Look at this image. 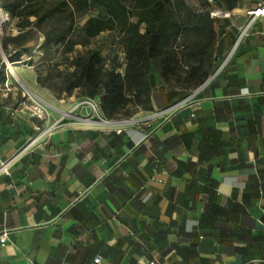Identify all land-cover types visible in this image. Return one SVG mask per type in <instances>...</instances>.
<instances>
[{
	"label": "crops",
	"instance_id": "0c3cea01",
	"mask_svg": "<svg viewBox=\"0 0 264 264\" xmlns=\"http://www.w3.org/2000/svg\"><path fill=\"white\" fill-rule=\"evenodd\" d=\"M263 2L221 9L217 63L234 52L183 106L149 124L67 121L0 174V264H264V15L234 46ZM150 80L151 111L188 97ZM23 98L0 96V161L34 134Z\"/></svg>",
	"mask_w": 264,
	"mask_h": 264
},
{
	"label": "trees",
	"instance_id": "16d2710c",
	"mask_svg": "<svg viewBox=\"0 0 264 264\" xmlns=\"http://www.w3.org/2000/svg\"><path fill=\"white\" fill-rule=\"evenodd\" d=\"M198 1L200 7L188 0H0L18 29L16 35L2 40V47L7 52L10 45L18 48L33 33H41L43 48L53 46L62 55L74 54L69 70L60 74L65 92L79 89L86 97L99 96L106 118L131 117L140 109L153 110V65L163 82L183 97L217 67L213 7L208 0ZM241 1L215 0L217 8L229 11ZM92 10L97 14L88 15ZM108 31L117 34L123 47V64L116 58L111 63L99 47L90 46ZM79 46L85 51L76 53ZM26 57L17 51L12 60Z\"/></svg>",
	"mask_w": 264,
	"mask_h": 264
},
{
	"label": "built area",
	"instance_id": "2783aa9c",
	"mask_svg": "<svg viewBox=\"0 0 264 264\" xmlns=\"http://www.w3.org/2000/svg\"><path fill=\"white\" fill-rule=\"evenodd\" d=\"M229 12L223 11L219 8H214L211 11V16L217 18L223 15H229ZM248 21L244 26L240 28V33L235 41V47L240 43L243 37L246 35L248 29L260 16L264 15V2L249 11ZM13 20L10 14L0 6V96L8 95L15 89L14 80L18 82L22 88L23 99L20 101L17 107L13 110L14 112H25L30 117L36 119L34 125V134L30 137L25 145H23L16 153H14L8 159L0 161V174L10 173L13 164L30 151L33 146L44 141L48 136H50L53 131L62 127L67 121L77 120L86 124L91 125H104L108 127L116 126L119 124H149L153 120L168 115L172 113L179 107L183 106L189 99L194 98L198 91L205 86L208 82L213 80L225 67V65L230 60L233 50L228 53V55L222 59L218 64L213 73L208 77V79L197 89H195L188 97L178 103L173 105L151 111L146 115H134L131 117L109 119L106 118L101 110L100 104L93 98L85 97L77 102L68 111L61 110L56 106L49 103L44 97L39 93L35 92L31 88H25L21 83L16 70L15 64L22 63L24 65H29L32 60L31 56H28L21 61H10L8 55L2 47V35L4 33V26L10 25ZM82 109H87L88 112L85 114L79 113ZM54 114H58V118L54 119ZM158 181L162 182L161 179ZM9 242L8 232L4 230L0 233V244L6 245ZM94 262L100 263L99 257H96ZM151 264H157V261H151Z\"/></svg>",
	"mask_w": 264,
	"mask_h": 264
},
{
	"label": "rangeland",
	"instance_id": "374dc122",
	"mask_svg": "<svg viewBox=\"0 0 264 264\" xmlns=\"http://www.w3.org/2000/svg\"><path fill=\"white\" fill-rule=\"evenodd\" d=\"M188 2L193 7H200L198 0H188ZM208 2L212 5L213 9L217 8L218 5L216 4L215 0H208ZM91 14L96 15L97 11L92 10L88 15ZM87 16L81 18L79 22H84ZM17 33L18 29L15 26V23L5 25L1 40H3L5 37L16 35ZM43 42L44 36L39 32H35L24 45L19 46L18 48L14 45H10L8 51L5 53L8 55L10 61H13L12 56L15 55L17 51H19L22 57L30 55L32 60L30 61L29 65H24L22 63H17L14 65L19 78L23 80L26 85L29 86V88L41 94L52 105L61 110L62 108L69 109L82 98L86 97V95H84L79 89L73 90L71 93L65 92V84L62 80V77L60 76L61 73H66L69 70L74 54L62 55L56 51L55 47L53 46L49 48H43ZM177 42L180 43L181 39ZM90 46L99 47L105 57H107L111 63H113L114 58H116L118 63H124L123 47L118 43L117 34L115 32H104L100 34L92 41ZM84 51L85 48L79 46L76 53ZM151 71L154 75H161L158 68L154 65L152 66ZM26 80H33L35 88L30 87ZM39 80L43 84L40 83ZM14 85L18 91H23L22 86L15 80ZM94 99L98 101L99 96ZM79 113L81 112L79 111Z\"/></svg>",
	"mask_w": 264,
	"mask_h": 264
},
{
	"label": "bare ground",
	"instance_id": "6f19581e",
	"mask_svg": "<svg viewBox=\"0 0 264 264\" xmlns=\"http://www.w3.org/2000/svg\"><path fill=\"white\" fill-rule=\"evenodd\" d=\"M21 82H22L21 84H22L25 88H27V89L29 88V87L26 85V83H24L22 80H21Z\"/></svg>",
	"mask_w": 264,
	"mask_h": 264
}]
</instances>
